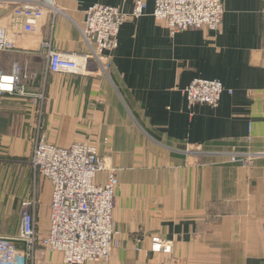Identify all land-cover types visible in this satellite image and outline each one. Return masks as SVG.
<instances>
[{"label":"crops","instance_id":"obj_1","mask_svg":"<svg viewBox=\"0 0 264 264\" xmlns=\"http://www.w3.org/2000/svg\"><path fill=\"white\" fill-rule=\"evenodd\" d=\"M18 1L0 0L15 43L0 51V70L18 63L26 75L24 94L1 98L0 191L14 192H0V234L18 236L24 199L35 200L38 230L48 231L52 184L30 163L36 142L90 141L119 180L120 245L108 261L84 264H264V157L250 167L230 160L264 149V0H225L219 31L175 33L144 0V14L121 26L109 72L91 75L49 72L45 43L86 53L88 7L132 12L135 0H54L31 32L12 22ZM195 78L223 83L218 106L188 104L183 90ZM38 255V264H67L59 251Z\"/></svg>","mask_w":264,"mask_h":264},{"label":"built area","instance_id":"obj_2","mask_svg":"<svg viewBox=\"0 0 264 264\" xmlns=\"http://www.w3.org/2000/svg\"><path fill=\"white\" fill-rule=\"evenodd\" d=\"M44 6L56 9L54 0H20L12 9V22L26 32L34 31L45 13ZM147 4L135 0L132 12L120 6L95 3L88 7L81 29L89 50L86 53H68L48 48L47 69L53 73L91 75L95 69L108 73L112 56L118 47L121 26L132 17L144 14ZM225 0H155L154 16L164 21L172 33L203 28L219 31L225 15ZM15 43L7 28L0 24V51H12ZM26 77L18 63L11 72L0 70V116L3 95L24 94ZM224 85L217 79L195 78L183 90L188 104L219 105ZM231 92V91H229ZM252 127H250L251 138ZM260 151L230 155L232 162L243 166L254 165ZM3 152L0 150V160ZM36 173L52 184L49 228L45 235L38 230L34 199L21 202V226L18 236L0 234V264H30L29 259L37 243L59 251L67 264L108 261L120 245L113 227L115 195L119 184L115 169L108 167L98 146L90 141H75L67 147L58 146L44 138L35 144L30 161ZM107 171L104 184L96 176ZM140 242L141 239H138ZM17 242H24L19 249Z\"/></svg>","mask_w":264,"mask_h":264},{"label":"rangeland","instance_id":"obj_3","mask_svg":"<svg viewBox=\"0 0 264 264\" xmlns=\"http://www.w3.org/2000/svg\"><path fill=\"white\" fill-rule=\"evenodd\" d=\"M1 161V160H0ZM35 172V171H34ZM35 174L37 175V177H42L40 174L36 173ZM45 179V178H44ZM2 190V189H1ZM2 194H4L6 197H9L10 196V193L14 192V191H11L9 190L8 188V185L6 186V189H3L2 191H0ZM41 235H45V234H41ZM41 249H47L46 246H44L42 243H37L36 247H35V251L34 253L32 254L31 258L28 260L29 263L30 262H34V264H38V257L40 255H38L40 253V250ZM38 255V256H37Z\"/></svg>","mask_w":264,"mask_h":264}]
</instances>
